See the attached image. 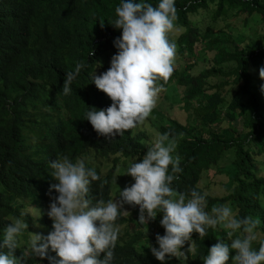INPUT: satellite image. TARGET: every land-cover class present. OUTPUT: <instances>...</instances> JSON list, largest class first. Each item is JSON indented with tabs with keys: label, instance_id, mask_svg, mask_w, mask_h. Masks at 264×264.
Segmentation results:
<instances>
[{
	"label": "trees",
	"instance_id": "16d2710c",
	"mask_svg": "<svg viewBox=\"0 0 264 264\" xmlns=\"http://www.w3.org/2000/svg\"><path fill=\"white\" fill-rule=\"evenodd\" d=\"M121 2L0 0V240L10 222L25 220L30 231L27 229L18 237L17 257L29 250L32 233H44L32 231L37 223L53 231V220L46 209L51 203L49 187L58 181L51 176L50 162L61 152L74 158L80 154L76 149L84 147L65 119L58 123L55 144L50 126L43 130V124L49 125L67 72L75 71L77 63H86L85 70L94 72L98 70L95 62L91 65L86 61L96 52L107 48L118 51L114 40L122 35V29L110 23L117 18L115 8ZM145 2L157 6L159 0ZM174 2L178 19L168 38L176 44L177 52L168 81L181 88V99L191 122L187 126L175 121L158 122L160 132L170 133V138L175 137L178 142L174 155L181 157L182 172L176 174L179 179L173 181L172 187L178 192L190 193L194 188L206 194L209 212L213 205L223 202L237 204L243 210L239 195L250 187L246 188L243 179L249 173L245 167H258L253 156L258 152L252 151V145H264V79L259 76L264 67V0ZM200 8L205 11L193 20L196 15L192 14ZM93 50L94 55L90 56ZM179 62L184 63L181 72ZM83 78V74L76 77L70 85L72 91H79ZM140 138L131 137L134 143L131 145L130 140V151L129 147L116 152V164L107 175L116 171L123 176L118 179L120 182L125 170L118 165L119 160L136 155L142 159L149 146ZM201 156L210 160L204 164ZM211 166L224 176L222 184L231 188L229 195L213 193L205 179V171ZM107 191L105 185L94 188L93 194ZM55 195L58 193L53 190L52 196ZM28 207L38 210V214L31 216ZM132 208L128 217L122 215L119 220L125 221L121 246L114 258L117 262L127 258L126 264H152L148 246L156 233L163 235L165 230L161 226H156L155 232L142 230L139 207ZM255 215L264 217V200ZM27 264L49 261L34 257Z\"/></svg>",
	"mask_w": 264,
	"mask_h": 264
},
{
	"label": "clouds",
	"instance_id": "9594fccd",
	"mask_svg": "<svg viewBox=\"0 0 264 264\" xmlns=\"http://www.w3.org/2000/svg\"><path fill=\"white\" fill-rule=\"evenodd\" d=\"M115 14L117 18L110 24L122 29V35L114 40L118 51L107 48L94 55L93 50L90 56H94L86 62L92 65L94 61L98 70L86 71V63H77L75 71L67 72L49 125L42 127L45 130L50 126L54 143L58 123L65 119L84 146L76 149L80 154L74 158L61 152L50 162L51 176L58 181L49 187L51 203L46 209L53 220V231L37 223L32 231L44 233H32L29 250L17 257L18 237L27 231L28 224L19 218L10 222L0 240V249H7L0 251V264H27L34 257L47 259L49 264H126L127 258L122 262L114 258L121 246L125 221L119 220L122 215L128 217L135 206L139 207L142 230L155 232L156 226L165 230L163 235L156 233L148 246L152 264L153 259L161 264H264V217L255 215L264 200V145H252V151L258 152L253 154L258 167L246 166L249 173L241 175L246 188L250 186L239 195L243 210L237 204L223 202L213 205L209 212L206 194L194 188L190 193L175 190L173 181L182 172L181 157L174 155L178 142L170 138V133L162 134L158 123L175 121L187 126L191 122L181 88L168 81L177 52L176 44L168 38L178 19L175 2L159 0L153 6L145 0H122ZM81 74L85 78L75 93L70 85ZM259 76L264 79V67ZM168 89L173 94L160 100ZM175 96L179 102H174ZM165 103L174 109L172 115L160 110ZM145 125L156 134L152 144H147ZM133 136L141 137L149 147L142 159L136 155L119 160L118 165L125 170V178L119 182L123 176L116 171L107 174L116 164V152L131 150ZM219 174L216 170L210 177ZM105 185L107 192L93 194L94 188ZM222 185V189L210 186L215 195L230 194L231 188ZM53 190L58 195L52 196Z\"/></svg>",
	"mask_w": 264,
	"mask_h": 264
},
{
	"label": "rangeland",
	"instance_id": "374dc122",
	"mask_svg": "<svg viewBox=\"0 0 264 264\" xmlns=\"http://www.w3.org/2000/svg\"><path fill=\"white\" fill-rule=\"evenodd\" d=\"M200 16H201V14L198 13V14H196V16H194L193 19H199ZM199 54L201 56L203 55L202 52H200ZM183 69H184V65H181L180 68H179L180 72L183 71ZM196 70H197V68H196ZM172 94H173V90L172 89H168L160 97V100H165V99L169 98ZM173 100H174V102H179L180 101L178 96L173 97ZM166 102H168V101H166ZM158 103H161V102H158ZM160 110H162L164 113L167 112L169 115H172L173 111H174L173 108H168V104L167 103L163 104V106L160 107ZM143 130H144L145 134L147 133V136H146L147 144H152L154 139H155L156 134L152 130H150L149 126H147V125H145ZM138 135L140 136L141 134L139 133ZM200 158H201V160H202V162L204 164L207 163L210 160V158L208 156H203V157L201 156ZM215 169H216V167L211 166L209 170L205 171V175H206L205 179L209 182L210 186L212 185L215 189H220V188L222 189L223 188L222 181L224 180L222 175L219 174L217 176L210 177L211 174L215 171ZM223 192H225V191L223 190ZM213 193H216V192L213 191ZM27 210L29 211V213L32 214V216H33V214H36L38 212V211L33 212L30 208H28ZM147 230H148V228H147Z\"/></svg>",
	"mask_w": 264,
	"mask_h": 264
}]
</instances>
